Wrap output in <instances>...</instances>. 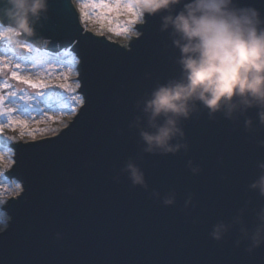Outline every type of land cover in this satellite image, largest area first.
Masks as SVG:
<instances>
[{
	"label": "water",
	"instance_id": "water-1",
	"mask_svg": "<svg viewBox=\"0 0 264 264\" xmlns=\"http://www.w3.org/2000/svg\"><path fill=\"white\" fill-rule=\"evenodd\" d=\"M238 3L264 17V0ZM166 14L146 15L136 26L142 35L124 46L87 30L72 0H48L26 42L51 55L70 49L83 102L56 135L11 145L7 176L22 190L4 208L10 219L0 232V264H264V244L249 251L239 225L219 241L210 235L241 213L253 227L264 207L248 187L264 161L257 143L264 129L250 134L244 117L209 119L202 111L183 121L187 151L154 155L130 127L141 115L138 102L179 75V52L160 30ZM246 115L258 125L256 109ZM129 162L146 188L133 185ZM170 195L175 203L166 206Z\"/></svg>",
	"mask_w": 264,
	"mask_h": 264
},
{
	"label": "clouds",
	"instance_id": "clouds-1",
	"mask_svg": "<svg viewBox=\"0 0 264 264\" xmlns=\"http://www.w3.org/2000/svg\"><path fill=\"white\" fill-rule=\"evenodd\" d=\"M128 6L134 19L127 44L142 35L136 25H144L146 15L165 12L160 30L169 33L179 52V75L158 83L138 102L141 115L130 125L137 128L145 153L187 151L183 121L202 111L209 119L217 114L234 122L244 117V129L250 134L264 129V17L256 8L240 6L238 0H128ZM47 7L48 0H0V40L25 48L26 40L36 37V24ZM250 109L257 110L258 125L246 115ZM257 143L264 148V139ZM257 169L248 187L264 198V161L257 163ZM125 171L134 186L147 187L137 165L129 162ZM162 202L172 205L175 197ZM233 225H239L249 251L264 244V207L256 213L253 227L244 223L241 213L232 224L214 225L210 235L219 241Z\"/></svg>",
	"mask_w": 264,
	"mask_h": 264
},
{
	"label": "rangeland",
	"instance_id": "rangeland-1",
	"mask_svg": "<svg viewBox=\"0 0 264 264\" xmlns=\"http://www.w3.org/2000/svg\"><path fill=\"white\" fill-rule=\"evenodd\" d=\"M72 1L87 30L107 36L124 46L127 44L134 19L124 11L129 8L128 0ZM101 3L113 7L118 4L121 11L118 14L96 6ZM62 52L51 55L28 42L21 49L0 40V61L5 65L0 68V84L10 85L0 89V94L15 93V96L5 95L4 103L0 105L4 110V115L0 116V207H6L9 199L19 193L17 181L8 176L5 178L8 168L6 159L14 157L11 145L56 135L69 124L79 109L80 99L75 96L78 103L75 112L69 114L67 106L71 98L66 99L67 93H73L78 82V60L71 51L67 54ZM15 64L20 65L19 70L11 67ZM14 70L18 71L20 80L12 78L11 72ZM24 80L47 87H32ZM61 84L65 87L60 88ZM2 228L4 225L0 221V230Z\"/></svg>",
	"mask_w": 264,
	"mask_h": 264
},
{
	"label": "snow or ice",
	"instance_id": "snow-or-ice-1",
	"mask_svg": "<svg viewBox=\"0 0 264 264\" xmlns=\"http://www.w3.org/2000/svg\"><path fill=\"white\" fill-rule=\"evenodd\" d=\"M96 6L102 8V9H107L109 12L116 11L118 14L121 11L118 4L115 7H113L111 4H108V3H101L100 5H96ZM124 11L127 14L134 16L133 10L131 8H127ZM2 67H5V65H3L2 61H0V68H2ZM11 67L16 69V70L20 69V65L19 64L12 65ZM11 76H12V78L17 79V80L21 79V77L18 74V71H15V70L11 72ZM23 82L25 84L31 85L32 87H47L46 85H43V84L33 83L30 80H24ZM8 87H10V85H8L7 83L0 84V89H5V88H8ZM59 87L60 88H64L65 86L63 84H61V85H59ZM5 95L15 96V93L14 92H10V93H5V94H0V105H3L4 99H5ZM68 97H70L71 99H70V104L67 106V112L69 114H71V113L75 112V108H76V105H77L78 102H77V100L75 98V93H67L66 99ZM21 99H23V97H21ZM2 115H4V110H3L2 107H0V116H2Z\"/></svg>",
	"mask_w": 264,
	"mask_h": 264
},
{
	"label": "bare ground",
	"instance_id": "bare-ground-1",
	"mask_svg": "<svg viewBox=\"0 0 264 264\" xmlns=\"http://www.w3.org/2000/svg\"><path fill=\"white\" fill-rule=\"evenodd\" d=\"M107 37V36H106ZM62 52V51H61ZM63 53V52H62ZM79 88H80V83H79V81L77 82V84H76V86L74 87V89H73V93H75V96L77 97V98H79L80 99V101H79V106L82 104V101H83V97H81V95H80V93H79ZM13 161H14V157L11 159V160H9V159H6V162H7V165H8V168H7V170H6V173H7V171L8 170H10L11 169V165L13 164ZM7 177V174H5V178ZM13 180H15V179H13ZM15 181H17V180H15ZM20 182L19 181H17L16 182V184H17V186H18V192L20 193L21 192V190H22V185H21V183L19 184ZM18 193V194H19ZM17 194V195H18ZM16 195V196H17ZM16 196H12V197H16ZM9 203V202H8ZM1 208V210H0V221H2L3 222V225H4V228H2V230H0V232L1 231H3L4 229H6V226H7V224L9 223V215H8V213L5 211V206H1L0 207Z\"/></svg>",
	"mask_w": 264,
	"mask_h": 264
},
{
	"label": "built area",
	"instance_id": "built-area-1",
	"mask_svg": "<svg viewBox=\"0 0 264 264\" xmlns=\"http://www.w3.org/2000/svg\"><path fill=\"white\" fill-rule=\"evenodd\" d=\"M68 52H70V49L63 50V53L67 54Z\"/></svg>",
	"mask_w": 264,
	"mask_h": 264
}]
</instances>
